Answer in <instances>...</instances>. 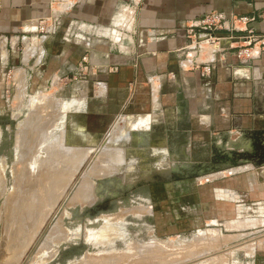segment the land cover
Listing matches in <instances>:
<instances>
[{"label":"crops","instance_id":"1","mask_svg":"<svg viewBox=\"0 0 264 264\" xmlns=\"http://www.w3.org/2000/svg\"><path fill=\"white\" fill-rule=\"evenodd\" d=\"M213 12L225 24L217 41H201L199 50L187 30ZM251 32L259 42L255 57L239 59ZM263 43L264 0H0V86L6 75L76 77L77 86L63 87L68 97L79 89L73 110L90 111L101 123L125 111L148 117V127H171L189 139L195 158L206 148L208 163L219 153L214 144L235 136L246 151L220 158L263 159ZM229 172L218 168L211 181L186 182L195 197L186 201L189 222L198 232L199 225L237 232L225 235L238 252L228 264H264V214L240 215L247 206L234 199L245 192L250 206L260 207L264 184L254 173L227 178Z\"/></svg>","mask_w":264,"mask_h":264},{"label":"rangeland","instance_id":"2","mask_svg":"<svg viewBox=\"0 0 264 264\" xmlns=\"http://www.w3.org/2000/svg\"><path fill=\"white\" fill-rule=\"evenodd\" d=\"M18 76L6 75L0 86V264H228L233 253L238 257L236 242L229 245L225 237L237 233L233 229L224 235L205 225L199 232L192 229L197 225L189 222L193 212L186 201L195 197L185 185L196 178L211 181L210 174L224 167L231 170L227 178L254 173L264 184V154L260 161L233 154L220 158L246 151L235 136L214 144L219 153L208 163L206 148L195 158L189 139L176 137L171 127H148V117H126L134 115L125 111L124 117H105L101 123L90 111L73 110L79 89L68 97L63 87L77 86L76 77ZM50 143L62 151L60 161L50 150L43 153ZM71 149L79 152L66 154ZM51 158L61 165L49 164ZM44 163L48 171L57 168L55 179ZM31 168L44 177L34 174L35 183L54 180L57 195L54 206L42 208L36 219H27L25 211L21 216L18 207L7 208L17 198L15 179L33 182L26 174ZM234 196L239 206L248 207L240 215L264 214V203L250 206L248 193ZM160 232L165 239L158 238Z\"/></svg>","mask_w":264,"mask_h":264},{"label":"bare ground","instance_id":"3","mask_svg":"<svg viewBox=\"0 0 264 264\" xmlns=\"http://www.w3.org/2000/svg\"><path fill=\"white\" fill-rule=\"evenodd\" d=\"M19 77V76H18ZM42 126V125H41ZM44 130V129H43ZM70 133V132H69ZM75 133V132H74ZM71 134L72 136L71 137H74V135H76L77 136V134ZM88 137V136H87ZM87 137H86V139H87ZM42 138V137H41ZM81 138H82V135H81ZM82 140H84L85 141V138H83ZM75 141L76 140H73V141H71V143H75ZM78 141V140H77ZM38 142V141H37ZM36 142V143H37ZM40 142V141H39ZM61 143V142H60ZM79 143H80V141H79ZM81 143H82V141H81ZM53 144V143H52ZM51 143H50V147H48V148H46V149H43L42 151H43V153H45V152H47V154L49 155V150H50V152H51V154L52 153H58V154H62V151H60V150H58V147L57 148H55V146L54 145H52ZM61 145V144H60ZM62 146V145H61ZM37 147V146H36ZM73 148V147H72ZM79 150V149H78ZM77 150V151H78ZM45 151V152H44ZM77 151L76 150H74V149H71V150H69V151H67L66 152V154L67 153H72L73 152V154L75 153H77ZM79 152V151H78ZM84 152V151H83ZM23 154V153H22ZM54 155L55 157H52V158H56L57 160L55 161V162H57L58 160H59V158H61L60 157V155ZM73 154H72V156H73ZM47 155V156H48ZM70 155V154H69ZM23 156H24V154H23ZM74 157V156H73ZM110 157V156H109ZM51 158V159H52ZM35 159H37V157L35 158ZM73 159V158H72ZM22 160H23V157H22ZM50 160V159H49ZM55 160V159H54ZM63 160V159H62ZM53 161V159L51 160V162H49V164L50 163H54V162H52ZM60 161V160H59ZM106 161V160H105ZM115 161V160H114ZM47 163H48V160H47ZM59 163V162H58ZM58 163H56L57 165H59ZM60 163H62V162H60ZM67 163V162H66ZM46 163H44V168H46L45 170L46 171H48L47 169L49 168V167H46V165H45ZM56 164L54 163V165L56 166ZM61 165V164H60ZM59 165V166H60ZM64 165H66L67 166V164H65L64 163ZM117 165H119L118 167H121V162H119L118 160H117ZM116 165V166H117ZM63 166V165H62ZM31 167H32V165H31ZM54 166H52V164H51V169L53 168ZM58 167V166H57ZM28 168H30V167H28ZM33 168V167H32ZM31 168V169H32ZM41 169H42V167H40ZM55 168V167H54ZM66 168V167H65ZM64 168V169H65ZM33 169H35V170H37L36 168H33ZM33 169H32V172H33ZM39 169V168H38ZM25 170H27V169H25ZM43 170V169H42ZM117 170V169H116ZM28 171H29V169H28ZM44 171V170H43ZM24 172V171H23ZM26 172V174H27V176L30 178V175H32L31 176V178L33 177V182L30 184V179L28 180L29 182H27V185H24L22 182H20L21 181V178H20V180L18 181V179H15V191H14V193H15V195H17L16 197L17 198H14L15 196H14V193L11 195L12 196V198H14V202L13 201H11V204L9 205V204H7V208H8V210H9V212H10V209H16L17 207L18 208H20V209H17V210H20L21 211V216H22V211H25V212H27L28 214H30L29 215V217L27 218V219H29V218H37V217H39L40 215L41 216H43V212L42 211H40V210H42V208H45V207H49V209H50V207L52 206H54V203L56 202V198H57V195H56V192H55V185H54V180L53 179H55V177H56V172H57V168H56V170L54 169V170H49L48 172L50 173H47V172H44V173H42V174H49L50 175V177L51 176H53V177H51V178H53V179H49V180H46V182L45 181H42L43 183H41V184H39V183H35L36 182V177L34 176V174L35 175H37L38 174V172L39 171H37V173L35 172ZM40 173H41V171H40ZM23 175H25V173L23 174ZM39 176L41 175V174H38ZM26 176V175H25ZM24 177V176H23ZM41 178H42V175L40 176ZM15 178H17V177H15ZM34 178H35V181H34ZM23 179V178H22ZM25 179H26V177H25ZM24 179V180H25ZM40 179V178H39ZM42 179H44V177L42 178ZM26 181H27V179H26ZM23 182H25V181H23ZM3 183V182H2ZM26 183V182H25ZM29 183V184H28ZM34 183V184H33ZM87 183V182H86ZM1 186H2V184H1ZM81 191V190H80ZM82 192V191H81ZM78 193V192H77ZM80 193V192H79ZM84 193V192H83ZM82 194V193H81ZM85 194V193H84ZM81 198H83V197H81ZM11 200V199H10ZM25 200V202H22V201H24ZM21 202V203H20ZM84 202V201H83ZM81 203V202H80ZM40 211V212H39ZM42 212V213H41ZM35 218V219H36ZM22 220V219H21ZM31 220V219H30ZM34 220V219H33ZM24 225V224H23ZM37 226V225H36ZM97 235V234H96ZM95 236V235H94ZM65 238V237H64ZM99 260V259H98ZM103 262V261H102ZM102 264V263H101Z\"/></svg>","mask_w":264,"mask_h":264},{"label":"built area","instance_id":"4","mask_svg":"<svg viewBox=\"0 0 264 264\" xmlns=\"http://www.w3.org/2000/svg\"><path fill=\"white\" fill-rule=\"evenodd\" d=\"M225 17L222 13L213 12L208 15H205L203 19L197 22L192 27H189L187 30V36L191 40V42L194 44H198L201 41L211 42V40L217 41L215 34L217 31L221 30L222 27L225 24ZM41 32H44V28H40ZM251 37L248 39H245V41H248V44L244 47H241L238 49L237 56L239 59L243 60H251L254 56L255 47L259 43L256 39L253 37V33H250ZM214 43V41H212ZM199 50H201V46H199ZM260 51L264 52V43L260 45ZM116 71V70H115ZM207 71H210L209 68H207Z\"/></svg>","mask_w":264,"mask_h":264},{"label":"flooded vegetation","instance_id":"5","mask_svg":"<svg viewBox=\"0 0 264 264\" xmlns=\"http://www.w3.org/2000/svg\"><path fill=\"white\" fill-rule=\"evenodd\" d=\"M240 181H242V182H243L244 180H243V179H241Z\"/></svg>","mask_w":264,"mask_h":264}]
</instances>
